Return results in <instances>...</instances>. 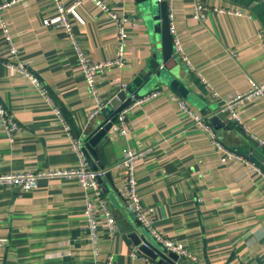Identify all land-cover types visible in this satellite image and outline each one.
<instances>
[{
    "label": "crops",
    "instance_id": "1",
    "mask_svg": "<svg viewBox=\"0 0 264 264\" xmlns=\"http://www.w3.org/2000/svg\"><path fill=\"white\" fill-rule=\"evenodd\" d=\"M75 1L66 0V7L79 44L93 61L116 57L115 22L94 1L77 6ZM102 1L136 18L127 26L124 66L107 68L96 79L107 108L146 69L155 42L135 0ZM194 1L173 0L180 42L191 63L180 58L188 96L177 95L166 84L149 85L141 96L162 92L129 110L128 133L110 131V141L98 149L99 160L110 168L118 165L125 149L146 150L136 163L138 193L153 207L156 227L197 255L198 261L185 260L188 264H264V159L252 138L264 142V97L238 105L244 126L220 117L225 125L217 128L209 117L230 96L247 92L249 78L264 84V47L258 36L264 28V4L204 0L205 17L198 20ZM220 9H242L251 16ZM2 16L19 51L17 59L30 62L73 138L83 142L106 116L102 111L89 118L98 102L85 82L68 32L55 24L59 14L54 1L26 0L5 9ZM8 56L0 21V104L22 125L11 142L0 124V174L77 168L79 155L62 121L35 85L5 65ZM180 100L193 114L205 117L226 147L256 163L260 171L243 160L222 162L208 131L194 122ZM112 174L114 185L105 176L109 192H102L117 232L110 235L100 213L102 256L112 254L113 264H162L141 252L130 237L132 231L143 229L117 193L123 170L116 166ZM89 192L68 176L44 177L29 191L0 188V264H93L85 217Z\"/></svg>",
    "mask_w": 264,
    "mask_h": 264
},
{
    "label": "built area",
    "instance_id": "2",
    "mask_svg": "<svg viewBox=\"0 0 264 264\" xmlns=\"http://www.w3.org/2000/svg\"><path fill=\"white\" fill-rule=\"evenodd\" d=\"M26 0H0V21L1 26L5 33V38L9 46V56L5 61V65L12 71L20 74L30 83L35 85L41 92V94L46 98V100L52 105V109L56 117L62 121L65 130L68 132L69 137L72 139L73 148L78 153L80 163L75 169H65V170H52V169H41L37 171H20L0 174V188L6 187H17L20 191L34 190L38 187L39 180L44 177H54V176H68L75 178L86 191H90L86 198V209L85 217L86 224L89 231V240L92 243L93 249V264H113L114 257L112 254L107 256H102L101 246L99 243V226L100 221L98 220V215L102 213L105 216L106 225L109 228L110 235L113 236L117 232V225L115 217L109 207L108 201L105 198L101 185L99 183V178H104L107 172L114 169L116 166L123 170V176H121L119 183L117 184V193L125 204V206L131 211L139 225L144 229L150 236L149 241L159 247L161 250L167 253H175L182 260L194 263L198 261L197 255L192 253L189 248L180 241H176L168 237L165 232L154 224L151 219V214L154 209L152 206H148L143 203L137 188L136 180V163L138 159L146 152V150L138 151L136 149L127 148L123 152V158L118 163V165L110 168H103L95 170L90 167V164L82 151V142L73 138L69 126L63 116L60 108L54 103L53 99L50 97L46 87L42 83L41 79L34 74L30 69V62L18 60V49L14 44L13 35L11 34L7 23L3 19V11L15 4L24 2ZM55 7L58 11V19L56 21L57 26H62L68 32V35L73 44L77 63L81 72L83 73L85 82L87 83L91 93L95 96L98 104L97 107L90 113L89 118L93 119L99 115L106 107L105 103L101 100L98 93L97 87V76L98 74L110 67L121 68L125 64L126 59V43L128 40V24L136 23V18L133 16H128L125 14H119L112 10L107 4L102 0H92L96 5L105 13H107L111 19L115 22L117 26V42L118 51L116 57L108 59L106 61H93L89 54L82 48L79 44L77 36L73 29V23L69 17L70 11L66 7V0H53ZM85 0H76L75 6L80 5ZM264 4V0H256ZM168 7V21H169V31L173 37L176 51L179 53L180 57L184 60L186 64L191 66L190 61L184 54L180 38L178 35V30L176 26L175 13L173 10V0H166ZM206 5L204 0H195L192 7L194 18L202 20L205 17ZM221 12L232 13L238 16L248 15L246 11L242 9L228 10L220 9ZM259 38L262 40V45L264 47V28H261L258 33ZM208 88L211 90L212 95L217 96L218 94L212 89V87L203 79ZM250 88L245 93H237L230 96L224 105L215 113V115H210L212 118L214 116H220L226 121L236 122L238 125L244 126V123L238 113L237 107L244 100H255L264 97V84L258 83L255 80L249 78ZM162 91L160 89L149 92L146 95L139 96L130 105L125 107L118 114L117 120L113 123L111 131L117 134H127L128 133V122L127 114L134 106L139 105L147 100L157 97ZM180 106L187 112H189L194 119L196 124L201 125L208 131L209 136L215 146V148L222 154L221 161L227 162L232 159L243 160L252 168L260 171V167L247 159H245L238 152L226 147L222 141L217 136L214 129L206 122V119L202 115L193 114L190 110L188 104L184 100L179 101ZM0 124L6 131L9 141L13 142L15 133L22 129V125L13 117L9 110H7L2 104H0ZM256 145L261 149H264V142L252 137ZM3 243H0V246ZM149 246L148 243H145Z\"/></svg>",
    "mask_w": 264,
    "mask_h": 264
},
{
    "label": "water",
    "instance_id": "3",
    "mask_svg": "<svg viewBox=\"0 0 264 264\" xmlns=\"http://www.w3.org/2000/svg\"><path fill=\"white\" fill-rule=\"evenodd\" d=\"M140 6L145 23L150 29L155 42V51L148 62L146 69L132 82L122 89L110 105L103 110L106 120L97 122V126L84 138L82 151L91 167L95 170L106 168L99 160L98 149L110 141L108 136L118 114L130 105L141 93L148 89L149 85L166 84L177 95L187 97L189 90L184 82L182 74L183 66L180 63V55L176 51L173 37L169 31L168 7L166 0H135ZM185 71V70H183ZM112 117V118H109ZM211 123L217 127H224L225 121L220 116L211 118ZM105 139V140H104ZM104 140V141H103ZM264 159V149H260ZM264 163V160H263ZM106 177L114 185L113 174L107 172ZM99 183L105 194L109 189L104 183V178H99ZM144 230V229H143ZM132 231L130 237L144 254L159 259L162 264H188L175 253H167L149 241V234L144 230ZM143 231V232H142ZM148 243L149 246H146Z\"/></svg>",
    "mask_w": 264,
    "mask_h": 264
},
{
    "label": "trees",
    "instance_id": "4",
    "mask_svg": "<svg viewBox=\"0 0 264 264\" xmlns=\"http://www.w3.org/2000/svg\"><path fill=\"white\" fill-rule=\"evenodd\" d=\"M109 118H112V117H109Z\"/></svg>",
    "mask_w": 264,
    "mask_h": 264
}]
</instances>
